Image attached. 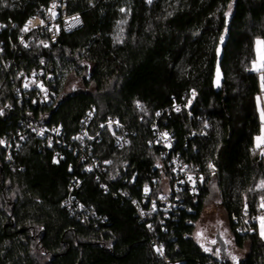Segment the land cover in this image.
I'll return each mask as SVG.
<instances>
[{"label": "trees", "instance_id": "obj_1", "mask_svg": "<svg viewBox=\"0 0 264 264\" xmlns=\"http://www.w3.org/2000/svg\"><path fill=\"white\" fill-rule=\"evenodd\" d=\"M49 1L0 0V22L19 31ZM68 3L82 30L23 55L27 64L44 60L54 70L57 104L31 109L35 120L61 127L68 145L50 147L31 136L7 163L0 144V264H165L135 206L147 209L143 189L159 188L163 149L148 144L156 122L173 133V152L204 176L190 211L167 219L165 234L157 229L164 254L174 264H264L258 224L239 232L244 209L255 211L264 198V155L255 139L264 125V84L253 71L256 41L264 42V0ZM12 90L9 82L0 92V105L14 108L0 110V143L21 129L24 116ZM89 112L95 125L118 121L131 139L117 149L102 133L93 156L111 164L99 178L85 172L70 146ZM57 152L65 156L58 162ZM73 189L95 213L89 224L63 203ZM214 191L236 248L248 250L243 261L216 256L194 240Z\"/></svg>", "mask_w": 264, "mask_h": 264}, {"label": "built area", "instance_id": "obj_2", "mask_svg": "<svg viewBox=\"0 0 264 264\" xmlns=\"http://www.w3.org/2000/svg\"><path fill=\"white\" fill-rule=\"evenodd\" d=\"M79 14H71L69 11L68 0H50L48 5L41 8L36 16L28 19L26 24L18 31L15 25L8 26L0 22V92L7 83L13 86V97L19 108L23 112V120H20L21 129L12 136H5L1 140V146L6 153L7 163L14 162V156L23 147L31 136L46 140L50 147L54 145H64L66 135L61 127H49L42 120H35L32 107L44 108L57 104L58 78L54 70L41 60L36 64H27L23 55L32 52L33 48L39 47L46 50L51 45L57 44L64 34L77 32L84 27V21ZM26 29V30H25ZM16 35H14V32ZM6 34V35H5ZM6 36V37H5ZM1 95V93H0ZM194 96V95H193ZM0 110L4 114H10L14 108L11 105L1 106ZM157 119L160 113L156 114ZM96 114L89 112L84 120L81 133L72 138L73 149L81 155V160L85 164L87 174L100 177L106 172L110 162H99L93 156V147L101 139L103 132H108L117 149H124L131 143L128 131L116 120H109L103 124L95 125ZM154 136L148 142L150 147L162 148L157 170L160 171V178L154 183L159 185L163 178H168L167 189L160 192L150 187L143 189L144 202L148 205L147 209L137 206L138 217L142 221L149 222L148 228L153 236L155 248L162 255L165 264H174L164 254L163 247L157 241H161L157 234V229L161 228L163 234L167 229L164 224L167 219L174 218L180 211H190L188 205L198 197L204 186V176L190 165L178 152H173L174 138L171 131L161 128L156 122L152 126ZM264 151V146H263ZM65 156L57 152L54 156L55 161L63 160ZM112 178V177H111ZM113 177L111 181H115ZM134 177L130 185H135ZM80 185L75 187L78 190ZM107 189L106 186H103ZM264 189V186H263ZM67 209L78 216L84 224H89L92 218L96 217L92 210L87 208L74 196V189L71 190L68 198L63 202ZM241 217L242 225L239 227L240 233L248 231V226L258 224L264 218V198L255 211L244 209ZM87 212V213H86Z\"/></svg>", "mask_w": 264, "mask_h": 264}, {"label": "rangeland", "instance_id": "obj_3", "mask_svg": "<svg viewBox=\"0 0 264 264\" xmlns=\"http://www.w3.org/2000/svg\"><path fill=\"white\" fill-rule=\"evenodd\" d=\"M256 59L253 64V71L257 72L260 77L261 84H264V42L261 39L256 41L255 46ZM263 87V86H262ZM259 108L261 113L262 122L264 124V108L262 100L259 99ZM256 146L262 149L264 146V125L262 126L261 134L255 138ZM159 162V161H157ZM168 178H163L160 185V192H164L167 189ZM264 184L262 185V187ZM218 194L214 191L209 198L204 214L196 225V230L194 233V240L199 243L202 247L209 249L210 252L214 253L216 256L228 258L233 261H243L247 257L248 250H240L236 248L228 224V218L222 207L220 205V198L217 197ZM258 230L261 239L264 241V218H261L258 223ZM212 237L214 241H208ZM217 238L219 241H217ZM224 254V255H223Z\"/></svg>", "mask_w": 264, "mask_h": 264}, {"label": "flooded vegetation", "instance_id": "obj_4", "mask_svg": "<svg viewBox=\"0 0 264 264\" xmlns=\"http://www.w3.org/2000/svg\"><path fill=\"white\" fill-rule=\"evenodd\" d=\"M208 241H214V239L212 238V237H210L209 238V240ZM217 241H219V239L217 238ZM209 252H210V250L209 249H207ZM212 253V252H211ZM214 254V253H213ZM224 255V254H223ZM233 261V260H232ZM236 262V261H235ZM238 262V261H237Z\"/></svg>", "mask_w": 264, "mask_h": 264}, {"label": "crops", "instance_id": "obj_5", "mask_svg": "<svg viewBox=\"0 0 264 264\" xmlns=\"http://www.w3.org/2000/svg\"><path fill=\"white\" fill-rule=\"evenodd\" d=\"M262 103H263V107H264V96L262 97Z\"/></svg>", "mask_w": 264, "mask_h": 264}, {"label": "water", "instance_id": "obj_6", "mask_svg": "<svg viewBox=\"0 0 264 264\" xmlns=\"http://www.w3.org/2000/svg\"><path fill=\"white\" fill-rule=\"evenodd\" d=\"M218 85H219V83H218ZM220 86H218V88H219Z\"/></svg>", "mask_w": 264, "mask_h": 264}, {"label": "snow or ice", "instance_id": "obj_7", "mask_svg": "<svg viewBox=\"0 0 264 264\" xmlns=\"http://www.w3.org/2000/svg\"><path fill=\"white\" fill-rule=\"evenodd\" d=\"M26 30V29H25Z\"/></svg>", "mask_w": 264, "mask_h": 264}]
</instances>
